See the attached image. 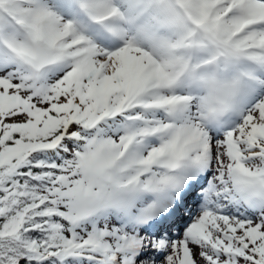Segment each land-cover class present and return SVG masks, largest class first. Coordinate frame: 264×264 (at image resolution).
Listing matches in <instances>:
<instances>
[{"label":"snow or ice","instance_id":"1","mask_svg":"<svg viewBox=\"0 0 264 264\" xmlns=\"http://www.w3.org/2000/svg\"><path fill=\"white\" fill-rule=\"evenodd\" d=\"M0 264H264V0H0Z\"/></svg>","mask_w":264,"mask_h":264}]
</instances>
